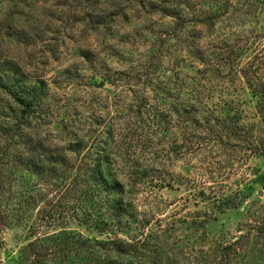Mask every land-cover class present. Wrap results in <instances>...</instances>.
Here are the masks:
<instances>
[{
	"label": "rangeland",
	"instance_id": "rangeland-1",
	"mask_svg": "<svg viewBox=\"0 0 264 264\" xmlns=\"http://www.w3.org/2000/svg\"><path fill=\"white\" fill-rule=\"evenodd\" d=\"M172 1L185 10L184 29L157 11L170 0H0V264H19L24 248L65 230L93 244L157 238L164 264H205L202 253L212 257L240 239L246 247L236 264H264V154L250 156L242 137L212 140L171 111L201 100L208 114L224 109L240 126L261 124L242 77L248 56L237 55L245 45L264 47V0ZM208 16L212 27L203 25ZM36 79L48 86L45 130L99 124L113 134L109 148L127 193L122 222L111 219L101 231L99 210L84 216L80 193L67 185L32 193L34 178L20 180V147L7 137L20 109L3 86L20 80L25 92ZM144 94L150 105L139 112ZM133 166L146 174L134 187Z\"/></svg>",
	"mask_w": 264,
	"mask_h": 264
},
{
	"label": "trees",
	"instance_id": "trees-1",
	"mask_svg": "<svg viewBox=\"0 0 264 264\" xmlns=\"http://www.w3.org/2000/svg\"><path fill=\"white\" fill-rule=\"evenodd\" d=\"M131 1H141L143 5L146 2V0ZM174 4L170 0V3H164L162 7H158L157 11L166 17L175 18L179 28L184 29L186 27V19L183 14L185 10H179V5L175 6ZM187 4L189 2L180 7L187 8ZM205 21L203 25L208 24L212 27L216 19L213 16H208ZM98 24L103 25L104 22ZM251 45L239 48L237 56H242V58L248 56V60L242 68V77L252 98L257 100V115L261 119V124L253 123L250 126H240L237 117L219 114L224 109L208 114L204 110L208 106L201 100H197V102L202 106L184 101L171 108V111L175 112L173 115L179 118V122L182 120L185 123L193 124L196 130L204 129L203 134L220 143L225 139L232 140L242 137V143L246 145V152L250 156H254L264 154V47L257 48L254 45L251 47ZM250 52L253 54L249 55ZM233 54L234 51L228 53L229 59H233ZM117 76L121 79L130 78L128 74L122 72H119ZM138 77L141 79L142 75L139 74L130 80ZM18 87L20 91L15 92ZM3 89L11 94L16 107L20 109L21 123L15 126L17 127L15 133L7 135L12 146L20 147L15 155V161L20 168V180L29 185L30 178H34L32 193L39 192V189L43 187L63 188V185L68 186L64 189L70 190L72 195L80 193L83 198L81 201L83 204L82 214L94 217L93 209L99 210L96 216L99 218L98 228L101 231L111 222V219L122 222L126 215L125 195L127 193L125 185L119 179V173L115 170V161L109 148L113 134L100 131L99 124H90L85 128L74 130L65 126L57 133L54 132L56 130L51 132L45 130L43 121L47 115L44 116L45 113L42 114V111L47 105L48 86L44 80L36 79L33 84H29L25 92L20 80L10 88L3 86ZM147 96L144 94L138 98L139 112H145L150 105ZM158 113L155 117L158 115L157 118H161L163 114ZM233 125L239 127L235 128ZM258 134L262 136L259 139L257 138ZM199 138L202 139V136ZM127 173L129 175L128 182L132 187L137 186L139 181L146 177L145 172L141 173L139 168L134 166ZM21 195L23 199L26 197L22 193ZM32 199L33 196H30L26 198V201L35 205L31 202ZM222 205L227 206L228 204L222 202ZM45 242L49 245L45 246ZM161 246L162 244L157 238L152 239L147 236L132 242L121 239L118 235L114 239L93 244L90 239L65 230L57 234L46 235L42 239H37L28 248H24L19 264H151L152 262H154L153 264H164ZM244 247L246 244L241 245L239 239L229 246L219 245L213 251L212 257L202 253V256L197 259H201L205 264H236L235 260L238 259L240 250H244ZM153 248L156 254L153 261L150 262ZM28 249H32L31 255ZM102 251H106V254ZM49 258L51 260L48 262ZM245 259L243 254L242 260L245 261Z\"/></svg>",
	"mask_w": 264,
	"mask_h": 264
}]
</instances>
